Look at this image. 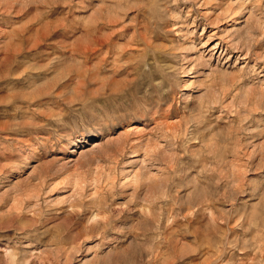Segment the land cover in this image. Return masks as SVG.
I'll return each instance as SVG.
<instances>
[{"label": "rangeland", "instance_id": "rangeland-1", "mask_svg": "<svg viewBox=\"0 0 264 264\" xmlns=\"http://www.w3.org/2000/svg\"><path fill=\"white\" fill-rule=\"evenodd\" d=\"M0 264H264V0H0Z\"/></svg>", "mask_w": 264, "mask_h": 264}, {"label": "bare ground", "instance_id": "bare-ground-1", "mask_svg": "<svg viewBox=\"0 0 264 264\" xmlns=\"http://www.w3.org/2000/svg\"><path fill=\"white\" fill-rule=\"evenodd\" d=\"M72 199V198H71ZM49 205V204H48Z\"/></svg>", "mask_w": 264, "mask_h": 264}]
</instances>
